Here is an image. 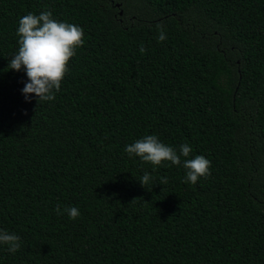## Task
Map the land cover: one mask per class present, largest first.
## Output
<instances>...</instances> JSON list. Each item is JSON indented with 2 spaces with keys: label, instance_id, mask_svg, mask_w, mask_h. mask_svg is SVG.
<instances>
[{
  "label": "trees",
  "instance_id": "obj_1",
  "mask_svg": "<svg viewBox=\"0 0 264 264\" xmlns=\"http://www.w3.org/2000/svg\"><path fill=\"white\" fill-rule=\"evenodd\" d=\"M49 10L84 43L37 104L7 69ZM148 135L192 152L153 170L125 152ZM0 230V264H264V0H0Z\"/></svg>",
  "mask_w": 264,
  "mask_h": 264
},
{
  "label": "clouds",
  "instance_id": "obj_2",
  "mask_svg": "<svg viewBox=\"0 0 264 264\" xmlns=\"http://www.w3.org/2000/svg\"><path fill=\"white\" fill-rule=\"evenodd\" d=\"M157 27L158 40L164 41V29L160 25ZM16 35L18 51L11 57L7 70L24 71L27 83L22 89V95L26 101L30 95L38 98L37 104L39 101L54 100L55 93L60 90L61 82L68 72L69 61L76 54V49L84 43L83 29L75 24L55 20L49 10L42 11L39 15L29 13L20 18ZM139 51L143 54L147 50L141 45ZM125 152L130 158L136 156L142 163H150L155 170L163 162L181 165V158L189 157L192 149L188 144H182L177 151L159 142L155 135H148L126 146ZM182 166L186 170L184 183L194 185L200 177L210 175V161L200 155L184 159ZM150 180V175L145 172L139 184L143 187ZM167 182L166 177L161 178V183ZM56 211L57 214H62L59 206ZM63 211L70 219H76L80 215L75 206ZM0 245H6L9 253H15L20 248V237L0 230Z\"/></svg>",
  "mask_w": 264,
  "mask_h": 264
}]
</instances>
